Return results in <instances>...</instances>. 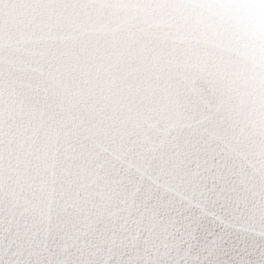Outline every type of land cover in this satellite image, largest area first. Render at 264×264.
<instances>
[{
    "label": "snow or ice",
    "instance_id": "obj_1",
    "mask_svg": "<svg viewBox=\"0 0 264 264\" xmlns=\"http://www.w3.org/2000/svg\"><path fill=\"white\" fill-rule=\"evenodd\" d=\"M0 264H264V0H0Z\"/></svg>",
    "mask_w": 264,
    "mask_h": 264
}]
</instances>
